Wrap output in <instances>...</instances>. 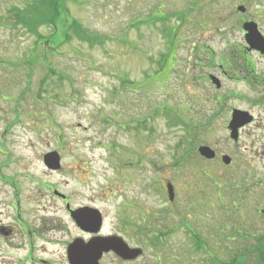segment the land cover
<instances>
[{
	"label": "rangeland",
	"instance_id": "1",
	"mask_svg": "<svg viewBox=\"0 0 264 264\" xmlns=\"http://www.w3.org/2000/svg\"><path fill=\"white\" fill-rule=\"evenodd\" d=\"M30 2L0 0V85L15 78L18 92L29 69L18 122L5 134L0 125V161L13 159L4 172L32 173L22 193L41 199L50 225L70 223L54 190L75 207L98 208L105 232L141 249L133 264H220L243 252L251 264L256 255L245 250L264 239V56L246 50L240 19L264 35V0H75L68 14L88 37L67 41L55 25H37L36 36L14 26ZM239 50L245 61L227 66ZM12 104L0 100V111ZM227 108L253 116L236 141L224 125ZM213 110L223 115L209 121ZM190 123L195 149L209 146L214 159L186 153ZM53 150L59 171L40 161ZM157 229L168 235L153 248ZM63 233L47 244L53 264H62Z\"/></svg>",
	"mask_w": 264,
	"mask_h": 264
},
{
	"label": "flooded vegetation",
	"instance_id": "2",
	"mask_svg": "<svg viewBox=\"0 0 264 264\" xmlns=\"http://www.w3.org/2000/svg\"><path fill=\"white\" fill-rule=\"evenodd\" d=\"M240 21L243 23L246 20L240 19ZM256 53L259 55L258 52ZM8 79L4 85H0V100L3 102H13L12 106L8 108L6 113L0 111V125L5 124L3 126V134L7 133L14 125L13 121L15 120V117L18 122L16 115L19 113L18 107L21 103L20 98L25 97L27 100V96L25 95L29 93L27 91L29 82L27 81L25 82L24 89L12 93L13 89H16L18 86L17 80L13 78L12 82L10 78ZM4 104L5 103H3V105ZM226 110L228 118H226L224 125L227 128L231 119L232 109L229 108ZM222 111L220 110V112H218L217 110H213L205 117L207 120L213 121L216 119V116L219 117L223 115ZM8 114L11 117H9ZM252 121L253 119L251 122ZM251 122L244 126L249 125ZM244 126L239 130H242ZM0 143L2 144V142ZM5 159V161H0V264H53V262L47 258V244L52 245L54 243L51 236L55 235L57 231H64L63 234L66 236L60 244L62 246V264H72L69 257V248L74 243L88 244L90 242L106 240L108 238H117L114 233L105 232L104 218L98 208L97 209L101 213L98 222H95L93 226H79L74 219L73 211L81 207H96L89 205L75 207L69 201L66 194L58 197L63 204L65 215L70 223L67 225H64V223L50 225V223L47 222V215L43 214L45 206L41 205V199L38 198L35 201L34 197L22 193L23 190H26V181L31 179L29 175L32 173L24 171L21 173L17 171L4 172L3 168H8L10 164L13 163L11 157L7 156ZM40 161L42 166L47 170L46 165L43 163V156L40 157ZM168 183L170 182H167V184ZM44 188L47 191V186ZM36 204L38 205V208L36 207ZM170 230L174 231V229L171 228ZM156 232L157 238L161 239L162 243L165 242V238L168 235L166 231L157 229ZM187 232L189 233L188 230ZM140 233L144 234L145 239L148 238L144 226L143 229L140 230ZM189 236H191L190 233ZM135 239L136 242L139 243H144L146 241L142 242L137 236H135ZM102 247L98 248L95 256L97 264H108V262H106V259L108 258L115 259L119 264H133L142 256V254H140L134 259H123L117 256L112 249L104 250ZM92 258L94 257L91 256V259ZM78 264H83V262L78 261Z\"/></svg>",
	"mask_w": 264,
	"mask_h": 264
},
{
	"label": "water",
	"instance_id": "3",
	"mask_svg": "<svg viewBox=\"0 0 264 264\" xmlns=\"http://www.w3.org/2000/svg\"><path fill=\"white\" fill-rule=\"evenodd\" d=\"M237 10L243 12L245 9L240 5L237 7ZM243 29L245 31V41L248 45L247 50H256L259 53L264 54V37L259 32L257 24L254 21L245 22L243 23ZM212 79L215 83H217L218 86V81L214 78ZM251 120L252 117L248 112L234 110L228 125L231 139L236 140L238 138V129L249 123ZM198 153L200 156L206 159H213L215 157L214 150H212L207 145H200L198 147ZM44 159L48 169L58 170L60 168V156L57 151L48 152L44 156ZM221 160L225 165H227L230 163L231 158L227 155H223ZM167 192L169 200L172 201L174 194L171 184H167ZM73 216L77 224L81 227L93 226L100 218L98 210L88 207L80 208L74 211ZM99 247L104 248V250L112 249L118 256H121L125 259H132L139 254V250L128 248L121 239L108 238L106 240L94 241L88 244L74 243L69 248V257L71 259V263L78 264V261H81L83 264H97L95 256ZM91 256L94 258L91 259Z\"/></svg>",
	"mask_w": 264,
	"mask_h": 264
},
{
	"label": "trees",
	"instance_id": "4",
	"mask_svg": "<svg viewBox=\"0 0 264 264\" xmlns=\"http://www.w3.org/2000/svg\"><path fill=\"white\" fill-rule=\"evenodd\" d=\"M73 1L75 0H31V2L27 6H25V8L17 9L18 12H17L16 19L14 21V26L21 27L27 33L36 36L38 35L37 29H36L37 25H46V24L50 25L51 24V25H55L54 26L55 30L57 28L62 27L61 34H63V41H67L69 38H71L70 33L73 34L79 40H84L88 37L87 32L84 30V28L82 27L80 23L76 22V20H74L73 18H70L68 11H67L66 4L68 2H73ZM170 32L172 33L171 37L173 39L175 34L172 31ZM54 34L55 33H53V35ZM52 37L53 36L47 37V48H49L50 38ZM55 47L53 46L52 48L51 47L50 48L54 49ZM169 49L170 48H168L167 52L162 54V57L158 60V63H157L158 70H156L155 73H158L163 67L164 60L168 55ZM239 51H240V54L232 56L229 53L230 55L224 58L225 64L227 66L230 64L238 65L240 60L245 61V57L242 56V51L241 50ZM158 81L160 80L159 79L156 80V82ZM186 124L188 123L186 122L183 123V125L185 126ZM193 127H194V123L193 124L190 123L189 129L186 130L185 132L187 134L184 135V137H182V142H181V145H183L184 143L185 145L186 144L188 145L189 149L187 150L186 153H189L188 155L190 156H191L190 150L191 149L196 150L195 141L197 139L195 136V132L192 133ZM257 240H259L258 243L254 244L252 247H250V249H246L245 251L249 253L254 252V254L256 255L255 260L251 264H264V247H263L264 239L261 237H258ZM156 241L158 243L151 241V245L153 248L159 244V241L158 240ZM244 254H245L244 252L240 254L242 255L241 258H238L236 256L227 262H223V263L220 262V264H243L245 262Z\"/></svg>",
	"mask_w": 264,
	"mask_h": 264
}]
</instances>
